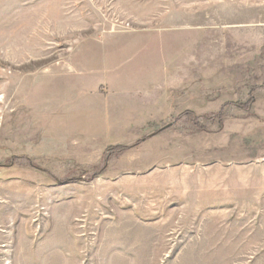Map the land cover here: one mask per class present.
<instances>
[{"label": "rangeland", "instance_id": "1", "mask_svg": "<svg viewBox=\"0 0 264 264\" xmlns=\"http://www.w3.org/2000/svg\"><path fill=\"white\" fill-rule=\"evenodd\" d=\"M263 85L264 0H0V264H264Z\"/></svg>", "mask_w": 264, "mask_h": 264}, {"label": "crops", "instance_id": "2", "mask_svg": "<svg viewBox=\"0 0 264 264\" xmlns=\"http://www.w3.org/2000/svg\"><path fill=\"white\" fill-rule=\"evenodd\" d=\"M128 36V35H127ZM112 38L113 39H115V38H120V36H112ZM107 38L106 37H104V38H102L101 40L99 39V41L98 42H102V41H104V40H106ZM98 44V43H97ZM123 46L124 45H122V47H121V49L123 48ZM125 47V46H124ZM130 63V62H129ZM144 63V65L146 64L145 63V61L144 62H141V64H143ZM144 65H138V64H135L134 62L133 63H130L129 64V69L130 70H128V71H130V73H129V77H128V79L131 81L130 82V87H129V85H127V84H122V83H120V78L118 79V78H114V82H115V84L113 83H111L112 84V86L114 87V91H113V94H114V96L115 97H117V99L116 100H118V102H119V106L122 104V102H124V98L126 97V96H128V97H130L131 95H134V94H136V88L135 87H132V83H134L135 85H136V83L137 82H143L144 80H145V78H146V74H145V71H144ZM136 71H141L142 73H143V77H141V78H138L137 79V81H135L133 78H132V76H131V73H133V72H136ZM128 80V81H129ZM135 81V82H134ZM100 85H105L106 87H108V82L106 81V80H101L100 82ZM118 86V87H117Z\"/></svg>", "mask_w": 264, "mask_h": 264}, {"label": "trees", "instance_id": "3", "mask_svg": "<svg viewBox=\"0 0 264 264\" xmlns=\"http://www.w3.org/2000/svg\"><path fill=\"white\" fill-rule=\"evenodd\" d=\"M251 102L252 101H250L249 103H246V105L245 104L244 105H239V107L247 109ZM216 116L218 117L219 121L222 120L221 113H219ZM178 118H185V119L191 121L198 131H203L204 130V129H202L201 125L197 122V117L190 111H185V112L181 113ZM137 144L138 143H136V145ZM129 149H130V147L122 146V145H116V146L107 147L105 149L104 153H103L104 165H106L107 161L109 160V158L111 156L121 154V153H123V152H125V151H127Z\"/></svg>", "mask_w": 264, "mask_h": 264}]
</instances>
